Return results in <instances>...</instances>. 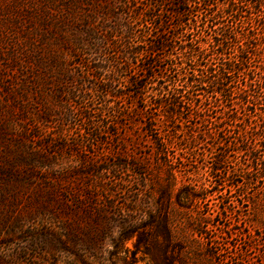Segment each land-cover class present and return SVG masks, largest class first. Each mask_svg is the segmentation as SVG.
<instances>
[{"label":"trees","instance_id":"obj_1","mask_svg":"<svg viewBox=\"0 0 264 264\" xmlns=\"http://www.w3.org/2000/svg\"><path fill=\"white\" fill-rule=\"evenodd\" d=\"M3 11L0 224L30 244L0 250V264H222L228 250L249 264L251 229L264 228V70L251 67L264 0ZM256 183L259 196H237L247 222H231V190ZM232 233L247 248H229Z\"/></svg>","mask_w":264,"mask_h":264},{"label":"rangeland","instance_id":"obj_2","mask_svg":"<svg viewBox=\"0 0 264 264\" xmlns=\"http://www.w3.org/2000/svg\"><path fill=\"white\" fill-rule=\"evenodd\" d=\"M5 5H6V0H0V16L1 14L6 13V11H3L5 9ZM3 11V13H2ZM264 41V39H263ZM251 67L252 68H257V69H262L264 70V43H263V49L261 51V55L259 57H256L253 59L252 63H251ZM154 146V143L149 142L148 144L144 145L143 150L148 152L151 147ZM131 149V148H130ZM142 149V148H141ZM138 152V150H129L128 153L130 155H132V153ZM246 156L241 155V156H236L235 159H233V163L238 162L240 164V162H244ZM194 160V159H192ZM196 161H199V158L196 159ZM241 177L240 176H233V182H240ZM180 185V183H178L176 185V187H178ZM261 186L260 184L256 183L255 185H249L246 190H231L232 192H235L234 197L236 198V200H238L237 204H241L239 205L241 207L240 211H237L236 213L232 214L231 216V222H237L239 221L241 224H244L247 222V218L251 213V209L252 207L250 206V204L246 201L248 200V198H252V197H256L259 196V190H260ZM225 191V190H224ZM148 192H154L153 193V197L151 199V204H153V206L156 203V198L159 194V191L156 187L149 189L148 188ZM243 192H247V197L246 200L243 201V203L239 202L240 199H238V195H241ZM225 193H229L228 191H225ZM23 204H25V199ZM22 204V205H23ZM0 207H2L0 205ZM3 208H0V211H2ZM218 223L220 224H224L225 226L231 224L228 223V221L226 220H222L219 221ZM14 225L13 221H10L9 223H5V224H0V250L6 251V250H14L17 248L20 249H27V247L29 246L30 242H28L27 238L25 235H27L29 232L27 230H25L26 234H20L19 231H14L13 229H10L11 226ZM255 229H251L252 232L254 233V237L250 239V250H249V254H248V261H250L249 264H264V228L259 229L257 225H255ZM27 228V223L24 225L23 229ZM226 230V229H225ZM9 231V233H8ZM237 230L233 231L236 232ZM247 240H245L246 242ZM227 244L229 248H233V246L235 245H239L241 246L242 249L247 248L246 246H243L242 243L244 242L243 238L239 237V236H235V233H232V237L231 239L227 240ZM129 247H131V244H128ZM230 249V250H231ZM29 250H32V248L29 247ZM2 251V252H3ZM233 253L226 251L225 255L226 256H233L232 260H229L227 263V260L224 261V263L222 264H235L236 262L239 263L241 262V256H237V254L235 255L234 250H232ZM237 258V259H235ZM247 260V259H246ZM216 264H220L218 261V257H216L215 259ZM140 264H144V263H140ZM241 264V263H240Z\"/></svg>","mask_w":264,"mask_h":264}]
</instances>
